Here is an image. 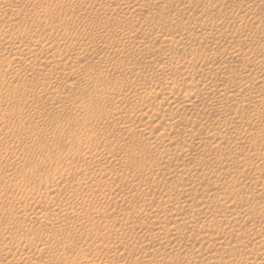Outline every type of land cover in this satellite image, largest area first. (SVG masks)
Wrapping results in <instances>:
<instances>
[{"label": "rangeland", "instance_id": "1", "mask_svg": "<svg viewBox=\"0 0 264 264\" xmlns=\"http://www.w3.org/2000/svg\"><path fill=\"white\" fill-rule=\"evenodd\" d=\"M76 1L77 0L75 1L74 0H0V19L4 20L6 23L8 22L4 28L0 29V32H1L0 35H2L0 36V94H1L0 96L1 98L0 99L1 101L0 103V136L4 134L8 136L7 138H9L3 142L0 138V152L7 151L10 155L14 157H17V156L20 157L22 155L21 153L22 150L24 151V149H27V150L30 149L28 150L29 156H27V158L26 157L24 158V162L22 165V171H23L22 173H24V176L22 175V179H21V176H18V179H16L17 177H14L15 179L12 177L13 181L8 180L7 178L9 177V175L12 174L11 172H13L14 170L13 165H8L4 162L0 163V190H1L0 191V227H1L0 236L2 237L7 234V238L9 237V240L11 239V242L15 241L16 238L17 240L18 239L22 240V238L26 237L24 238L25 240L24 239L22 240L24 241L23 247L25 249L22 247L23 251L20 250L17 253V255L15 254L14 256L13 254L5 253L7 252L6 249L5 251H0V253L1 252L3 253V254L1 253L3 256L0 255V258H1L0 264H9L6 261L9 257L11 258L12 256L13 258L8 260V261H11L10 264L12 263L13 264L14 263L16 264H32V263L33 264H77V262H79L78 264H83V263L84 264L86 263L87 264H121L122 262L124 264H203V263L204 264H230V263L239 264L240 262L239 260L242 257H244L243 254H244L245 248H238V249L232 248L233 252L230 251L231 249L230 246L232 245V241L234 242V240L236 239L237 240L240 239V241H243V240H246L247 237L254 238V236L257 238L263 236L264 238V222H263L264 221L263 219L264 218V207H263L264 206V195H263L264 194L263 193L264 192L263 190L264 189L263 187L264 186V180H263L264 179V166H263L264 165V158H263L264 157V117L262 116L264 112L263 113L260 112L262 109L261 107L258 110V113H256L257 111L255 110V114H254V111H253L251 113L252 117L250 116V118L252 119V122H251V119L248 116H247L248 118L247 119L245 116V110L248 107L244 105L245 107L243 108L242 106L243 104H245L244 99L246 101V99L251 98V96L257 95L259 93L258 91L261 90L262 88L260 86L264 85V81L260 83L257 82V85H256L255 82H251L249 78L245 75V74L248 75L249 74L248 72L250 71H251L250 72L251 74L256 75L257 71L260 72L264 69L263 68L264 67V45L261 43L262 41H264V37H263L264 36V26L262 25V21L264 22V3H263L264 0H262L263 2L261 0H254L253 3L249 5V7H247L251 9V12H253L251 14L254 16L252 15H250L251 17L249 16L250 18L253 17V20L252 19L248 20L249 23H247L248 25L246 26L248 30H246L245 28L246 31L243 32L245 34H243L242 36L241 35L239 36L236 33L237 31L236 25L239 19L238 16L240 14V10H242L243 7L239 9L238 7H235L233 11H229L227 3H222L220 1L219 2L221 3V5L219 2H217V5L214 4V2L211 3V0H209L210 2H208V0L206 1L205 0H172V1L169 0L172 4L168 0H163V1L159 0L160 3L158 0H153V1L152 0L151 1L150 0H135V1L129 0L130 2L129 5L116 4L118 1L122 2V1H128V0H122V1L121 0H118V1L110 0V2L109 0H81V3H79L80 1H77V2ZM132 1L138 2L137 3L138 6L134 8L131 4ZM228 3L230 2L228 1ZM70 4L72 7L70 6ZM223 4L224 5L226 4V6H224ZM182 5L189 6L190 8L196 7V9L199 10L200 15L202 14L201 18L203 20L200 23L204 25L201 26L199 23L195 25L194 23L196 22L193 17H192L193 19H191V15H189V17L183 16L182 17L183 19H181V17H177L175 11L178 9V6H182ZM125 6H131L133 9L131 7L126 8ZM176 6L177 8H175ZM121 7H123L124 9ZM144 8H147V9L145 10ZM174 8H175V11L172 12L171 10H173ZM141 10H144V11L142 12ZM225 11L229 15L225 14L226 13ZM256 11L258 12L256 13ZM83 12L85 13L82 14ZM174 13L176 16L174 15ZM169 16L170 18H168ZM204 16L206 17L208 16L207 17L208 19L205 18ZM209 16L211 17V19H209ZM212 17L213 18L216 17L217 20L216 18L213 19ZM172 18H176V19L172 20ZM179 18L182 20V22H180ZM168 20L169 21L172 20V21L167 23ZM208 20H212L214 22L212 23L211 21H208ZM222 20H224L223 21L225 22L224 24ZM42 21L49 22L51 24L50 28L49 27L47 29L43 28L41 26ZM175 21L180 22L181 25L178 24L177 26L176 25L177 22L175 23ZM219 21L221 22V25ZM65 23L72 29L69 32H67L68 34L65 33L66 35L62 33V31L60 30L62 25ZM165 23L168 25H165ZM187 23H190V24H187ZM233 23H235V25ZM228 24L230 28L227 26ZM198 25H200V27ZM232 25L235 27H233ZM190 26L192 27L190 28ZM226 26L228 29L225 28ZM231 27H233V29ZM109 28H114L116 30L115 32H113L115 36L113 35V33L111 35L110 31L109 32L107 31ZM175 28H177V30ZM96 33L98 35H96ZM233 34L235 35L233 36ZM180 36L189 37L190 40L193 38L194 40L193 39L191 41L188 40L189 42L181 44V42L179 41ZM165 37L166 39H164ZM162 38L165 41H163ZM2 39L4 40L2 41ZM176 39H179L177 41H179L180 43H178ZM237 39L239 40L237 41ZM161 40L163 42H161ZM167 40L169 43L167 42ZM171 40L173 43L171 42ZM198 40H200V42ZM201 40L203 41V43L201 42ZM193 41H197V42L194 43ZM204 41L205 42L207 41V43H205ZM175 42H177V44ZM228 43L230 44L228 45ZM188 44H190V47L186 48L185 45L189 46ZM206 44L207 45L209 44L210 50L208 49ZM232 44L233 45L235 44V46L233 47ZM212 45H214V48L212 47ZM219 45L222 46L223 48L220 47ZM259 45H261V48L259 47ZM184 47L186 49H184ZM227 47H232V48L228 49ZM204 49L206 50L204 51ZM28 50H32L36 55L38 54L36 58L34 57L31 59L25 56L24 53ZM225 52H227L228 54ZM66 55L72 56V57L74 56L75 60L73 62V65L71 64L70 67L69 66L65 67L62 64L61 60H63V58ZM14 56L15 58L18 56L21 59V60L16 59L17 61H20L18 62V64H15L14 62L15 58L13 59ZM238 58H241V59H238ZM152 60L154 61L153 62L154 64L152 63ZM197 61L202 63V65H200ZM236 61L237 62L239 61L240 64L237 63ZM24 62H28L29 64L24 63ZM169 62L175 65L174 67L171 68V70L173 71L174 68H176L175 69L176 71H173L171 73V72H168L169 69L166 70L165 66ZM242 62L244 63V65ZM19 63L21 64L19 65ZM203 63L205 64L207 63V64L204 65ZM246 63H249V65L247 66ZM24 66L27 68H24ZM214 66L216 68H214ZM240 66H243L242 69ZM72 68H73V71H72ZM208 68H213V69L208 70ZM206 70L207 72L210 71L211 73L210 72L207 73ZM243 74L245 76H243ZM185 75H188V76H185ZM221 75H224V76H221ZM168 76L172 79L168 78ZM58 77L59 79H57ZM245 77L248 78L249 83L246 82L247 80ZM242 78L243 80H241ZM232 81H240V82L243 81L242 83L244 84L242 86H246V87L232 89V84H233ZM112 83H118L120 86H123V89L125 90V92L127 91L126 94L128 96L126 95L125 98L121 100L120 99L117 100V97L110 98V97L105 96V92H104L105 88ZM247 83L248 85H246ZM252 83H254L253 86L249 85ZM183 86L185 87V89ZM24 87H25V91L23 89ZM239 89L241 90L239 91ZM263 90H264V87H263ZM223 91L224 92L227 91L226 94H224ZM236 91L238 92L236 93ZM229 92L231 94L236 93L235 94L236 98L241 97L242 95V98L241 99L237 98L239 101L236 98L233 99V102L235 100L236 104L233 102L231 103L230 101L228 102L227 100V105H226L225 97L229 94ZM2 93L6 96L8 95L7 99L4 100V98L2 97L4 95ZM220 93L222 94L220 95ZM140 96L144 97L146 101L142 104L141 103L136 104V98ZM220 98L222 101L224 99L225 102L222 103ZM126 99L128 100L126 101ZM9 102H12V103L15 102V103L13 104L10 103L12 105H9ZM113 102L114 103L117 102V105H115L116 103L113 104ZM238 102H241V103L239 104ZM217 105H220V106H217ZM120 107H123V109ZM241 107L244 110L243 117L245 118L240 116V114L243 115V113H241L243 111L241 110ZM117 108H120V109H117ZM231 108L232 110L234 109L235 111H233V113L231 111V114H230ZM235 108H238L239 111ZM111 112L114 115H112ZM159 114L163 115V117L161 118ZM257 114L259 116H257ZM236 115H238V117ZM80 117L82 118L81 120H80ZM142 122L147 123L148 126L146 127V129L147 131L151 130L150 133L149 132L147 133L146 129L145 131L141 132L140 124H142ZM259 123L260 125H258ZM221 130L223 131V133L221 132ZM227 130L229 131V133H226ZM206 131L207 132L210 131V132L206 133ZM129 132H131L132 135ZM21 134L24 135L25 140L22 142L21 141L19 142L17 138H19ZM156 134L158 135L156 136ZM160 134H164V135H160ZM205 134L215 135L213 136L215 140L214 139L212 140L214 143L212 141L209 143L203 141V137L205 136ZM65 136L67 137L69 141L66 139ZM54 137L62 138V141L66 140L67 142L64 141L62 143H59L58 145L51 143V139ZM113 137L114 139H112ZM137 137L140 141H138ZM140 137L141 138L143 137L144 139L143 138L141 139ZM160 137H161V140H160ZM175 137H177V139ZM239 137H244L246 138V140H249L251 142V143L248 142L249 144H252L253 142L254 143L252 144V146L248 144L246 146H242L241 148V145L237 144V142L239 141ZM12 138L14 139L12 140ZM106 139L108 142L109 141L110 142L107 143ZM41 140L44 142H42ZM80 141L83 143H81ZM168 141L171 144L172 143L173 144L171 145ZM29 143L30 145H28ZM33 143L41 144L44 147H47V145L49 146L50 144L51 146H49L47 149H50V150H53L59 153L61 157L59 159L55 156H51L48 158L44 156L45 152L40 153L35 149H34V152H32ZM45 143H46V146H45ZM85 143H87V146L86 145H84L83 147L80 146V144H85ZM166 143L167 144L169 143L171 146H169V144L167 145ZM79 146H80V149L82 150L86 149L83 151L81 150L82 152H85V151L89 152L88 150H90L91 154L93 153V158L95 159L97 157L95 162L91 158H84V159L83 157L81 158L79 156L81 153L79 155L75 154L73 150L77 153L78 151H80L79 149L77 151V148H79ZM219 146H220V149H219ZM183 149H185V151ZM135 150H137L138 152ZM110 151L112 152V154ZM101 152H103L104 154ZM61 153H63L64 155ZM94 153H96V157H94L95 156ZM62 155L64 157H62ZM75 156H77L78 158ZM210 156L212 159L210 158ZM235 157H237V159ZM83 160L84 162H82ZM67 161H69L68 163H70L71 165L73 164V165L70 167V164L68 165ZM88 161L91 163H89ZM215 161L216 162L218 161V162L216 163ZM124 162L126 165L123 164ZM259 162L261 163V166ZM84 164L85 165L90 164V166L92 167H95L94 164L96 165L100 164V166L101 167L103 166L102 168L107 172H105L102 169V171L104 172L101 171V174L100 172H97L96 175H94L95 177H93L92 179L88 178L89 180L88 179L84 180V178L81 179V177L78 178V179H81L80 181L83 182L84 184H86L87 182L88 183L86 185L83 184L84 187L81 186L84 188V190L80 192L81 194L80 193L78 194L79 195L78 198H77V195H75L76 198L74 199L70 198L71 193L69 190L70 188L69 185L72 183V181L78 180L77 177H79L76 174L77 171L75 172V170H77L78 168H80V166H83ZM128 164L129 165L131 164L130 165L131 167ZM252 164H253V167H252ZM75 165H77L78 167ZM123 165L125 166V168H123ZM46 166L55 167L57 169L56 175L58 174L57 178L60 181L59 180H56L55 182L47 181V180L45 181V179H47L46 177L47 175L44 171ZM146 167H148V169ZM144 168L149 173L148 172L144 173V171H146ZM154 168H155V171H154ZM206 170L207 172L205 173ZM254 170L260 171L261 174H258V175H260L261 177L256 176L257 177L256 178V177H253L252 175L249 176V174H251L252 171ZM70 172L71 174L74 173L72 175L73 177L75 175V177L73 178L71 176V178L69 177L70 178L69 179L66 176V179H69V180L65 181L66 180L65 173L69 174ZM209 172L210 173L213 172V173L210 174ZM5 173L9 175H6ZM108 175L113 176V178L115 177L114 180L113 178L111 180H113L115 184L118 183L116 186L115 185L113 186L114 188L113 187L109 188L105 186V182L108 183V181H105V180H109L107 179L109 178ZM37 176L38 178H36ZM28 177L29 178L33 177L32 182L30 180L31 178L29 179ZM176 177L178 180L176 179ZM172 181L173 182L177 181L176 182L177 184L174 183L175 184L174 185ZM163 182H164V185H163ZM166 182H169L168 187H167L168 183ZM8 184H11L13 188L15 187L14 189L16 190V191L14 190L16 193L13 191L14 192L13 195L10 194L11 196L8 193L10 197H8V195L4 193L6 191V186ZM136 184H142V188L144 187L142 192L135 193V191L132 190L133 188L137 186ZM28 185L31 187H29ZM44 185H48V186L51 185L52 187L50 186V188H53L51 191L52 194L50 193L47 196V198L49 199L48 201L52 202L53 205L47 209L49 210V212L46 210L45 211L46 213L43 211L42 213L36 214L37 219L35 218L36 221L34 220V222L32 223H34L33 227L41 226L44 229L47 227L49 228L55 227L54 229L56 232L61 231L60 233L57 232L58 236H56V238H49L48 239L49 242L44 241L47 238H45L46 236L44 237V234L42 232L38 231L35 234L33 233L31 234L30 231H28L29 226H28V229L26 228V231H25L24 228L14 226L13 221L10 220L11 219L10 217L12 216L10 214L12 213L15 215L26 214V213L29 214L31 213V211L32 212L34 211L33 205H35L38 202V200L44 199V198L47 199L46 197H43L40 194V190ZM85 186L87 187L85 188ZM223 186H226V188ZM23 187H25V189ZM219 187H223L224 189L223 188L221 189ZM242 187L244 188L243 190H242ZM232 189L233 190L235 189V190L233 191ZM25 190H27V192ZM146 190L147 192L148 191L149 192L147 193ZM92 191H93L94 196L90 195V192ZM259 191H261L260 194H259ZM100 192L102 193L100 194ZM127 192H129L130 194ZM235 192L236 194H234ZM19 193L21 195H19ZM23 193L25 194L27 193L28 195L29 194L31 195V196L30 195L28 196L26 194V196L29 197V199H27L28 200L27 202L30 201L28 203L30 207L28 206L24 210H22L23 208L20 206L22 204H19L17 202V199L19 197L16 196V195H19L22 198V195H25ZM2 194H4L2 196L3 198H1ZM114 194H117V197H115L116 200L112 198L115 196ZM255 194L257 197L255 196ZM14 195L16 198L17 197L18 198L16 199L12 197ZM80 195H81V198H80ZM221 197H224V198H221ZM13 198L15 199V201L13 200ZM18 200H20V198ZM67 200L71 204H74V205L69 204L70 207L64 208L63 205L65 202H67ZM180 201H181V204H180ZM169 203H170V206L166 205ZM96 204H97V207H96ZM175 204L177 208L176 207L174 208ZM203 204L206 206H204ZM215 204L217 205V207ZM243 204L247 205V206L245 205L248 208L245 210L247 211V213H245V211L242 212V210L245 208ZM94 206L96 208H94ZM138 206L139 207L142 206V207L138 208ZM163 206H166V207L162 208ZM195 206L198 211L196 210ZM55 207H57L58 209L56 208V210H53L55 209ZM78 207H81V208H78ZM187 207L188 209H186ZM182 208H183V211H182ZM190 208L192 210L193 208H195L194 209L195 211L193 210L194 212H192V214L194 215V216L192 215L191 217L192 222L187 223L186 225L183 223L179 224L180 222L177 220L178 216L180 215L183 216V214L185 215V213H187L188 210H190ZM17 209H20L22 213L20 210H17ZM79 209H80V213L78 211ZM249 209H252V211ZM75 210L77 211L75 212ZM157 210L159 212L162 211L163 215L162 213L154 212ZM171 212L175 214L176 221H174L175 216L172 217V215H170L172 214ZM181 212H183V214H181ZM195 212L197 213L199 212L200 214L201 213L202 214L201 215L196 214ZM83 213L85 214L83 215ZM154 213L155 215L158 214L156 217L157 219H155V217L152 215ZM41 214H44V215L41 216ZM39 215L41 216L40 219L38 217ZM199 215L202 216V218L205 215L214 217L213 218L215 219L214 227L219 224V221L221 219H226L227 221L229 220L228 221L229 224L227 223L224 230H223L224 226L220 224L219 226L215 227V229L217 228L218 231L217 229L216 230L213 229V232L209 233L207 229L209 228L210 223L209 222H208L209 224L207 223V219H204V218L201 219ZM251 215L252 216L255 215V216L252 218ZM259 215H260V218L262 219L260 222L257 220L258 218L257 219L255 218L256 216L258 217ZM250 217L252 218V220ZM171 218L173 219V221ZM217 219H220V220L216 222ZM7 222H8V225H7ZM247 224L248 225L250 224L252 227H254V224H255V227L253 228V233L250 235V237L249 235H246V232H244L246 227L247 228L251 227V226H247ZM7 226H9V229ZM127 226H129L130 228ZM152 226L155 228H153ZM170 228H172L171 231H170ZM21 229L23 230V232ZM240 229L242 232L240 231ZM184 231L187 233H185ZM203 231L206 235L202 233ZM173 233H175L176 236L178 237L175 238L174 236H172ZM167 234H169L171 237H174L175 239L171 238ZM10 235H11V238H10ZM203 235H205L206 237ZM225 235L226 236L228 235V236L226 237ZM57 237H58V240L60 241L57 240ZM161 237L162 238L164 237L165 239L164 238L162 239ZM201 237L204 239L202 240ZM229 238H230V241H229L230 243L228 242ZM167 239L169 240V242L170 241L172 242L169 243ZM29 240L31 242H29ZM166 241L168 242V246L166 245L167 244ZM225 241H227V243H225ZM54 242L56 245L54 244ZM214 243L216 244L214 245ZM101 244H105L106 246L108 245L109 251L101 250L100 252L98 250L99 249L98 247H100ZM178 244L181 246H179ZM199 244L201 245V247ZM58 245H60L61 248L60 246L58 247ZM226 245H228V247L230 248L226 247ZM114 246L116 247L114 248ZM263 246L264 245H257V249L256 247L253 248L249 246L251 247L249 249L250 253L248 254L250 256L248 257L247 255H245L247 257L246 261H248L247 262L248 264L250 261L254 262L255 260L257 261L259 260L262 264L264 263V257H263L264 247ZM223 248H224V251H223ZM60 249H63V250L60 251ZM80 249H82V251H80ZM172 249L173 251H171ZM226 249L227 251H229L228 253L226 251L227 254L225 253ZM94 250H96L97 253L100 252L98 253V256L95 255L97 253ZM207 250L209 253L213 251L214 253H217L218 251L217 254L220 253L219 255H221V253L224 252L222 254L223 257L218 256V259L217 258L216 260L213 259V261L211 258H208V257H207L208 259H206V255H207L206 253H208L206 252ZM251 250H253V252ZM21 252L24 254L20 255L22 254ZM27 252H29L30 256L28 255ZM78 252H83L84 254L86 253L85 254L86 255L85 261L87 260L86 262L83 261L84 257L79 258V256H76ZM251 252L253 254H251ZM71 253H72V256H71ZM6 255H8V257L4 258L6 257ZM22 256L24 257L22 258ZM135 256H138V257L140 256V258H135ZM17 257H19L20 260ZM254 257H257V259L256 258L254 259ZM260 258H262L263 262L262 260H260ZM14 259L15 261L18 259V261L15 262ZM129 259L131 261H129ZM27 260H28V263H27ZM228 260L230 261V263ZM252 264H255V263H252Z\"/></svg>", "mask_w": 264, "mask_h": 264}, {"label": "bare ground", "instance_id": "2", "mask_svg": "<svg viewBox=\"0 0 264 264\" xmlns=\"http://www.w3.org/2000/svg\"><path fill=\"white\" fill-rule=\"evenodd\" d=\"M75 1V0H74ZM77 1H80L79 3H81V0H77ZM76 1V2H77ZM116 1V0H115ZM118 1V0H117ZM122 1V0H121ZM131 1V0H130ZM135 1V0H134ZM134 1H132V6L135 8V7H137L138 6V2H134ZM151 1V0H150ZM153 1V0H152ZM159 1V0H158ZM163 1V0H162ZM169 1V0H168ZM172 1V0H171ZM206 1V0H205ZM215 1H216V3H215ZM222 2V3H227V6H228V8H229V11H233V9L235 8V7H238V9L239 8H241V7H243V9L242 10H240V14H239V19H238V22L237 21H235V22H237V25H236V28H237V31H236V33L240 36H242L243 34H245V33H243L244 31H246V30H248L247 28H246V26L248 25L247 23H249L248 22V20L250 19H252L253 20V17L252 18H250L251 16L250 15H252L251 13H253V12H251V9H249V8H247V7H249V5H251L252 3H253V1L254 0H211V3L212 2H214V4H216L217 5V2ZM228 1L231 3H228ZM262 1V0H261ZM17 2V1H16ZM53 2V1H52ZM71 2V1H70ZM109 2H110V0H109ZM156 2V1H155ZM165 2V1H164ZM167 2V1H166ZM170 2V1H169ZM175 2V1H174ZM185 2V1H184ZM198 2V1H197ZM196 2V3H197ZM208 2H210L209 0H208ZM207 2V3H208ZM219 2V3H220ZM263 2V1H262ZM129 0L128 1H122V2H117L116 4H118V5H129ZM141 3V2H140ZM159 3H160V1H159ZM171 3V2H170ZM200 3V2H199ZM256 3V2H255ZM264 3V2H263ZM57 4V3H56ZM67 4V3H66ZM76 4V3H75ZM151 4V3H150ZM154 4V3H153ZM172 4V3H171ZM209 4V3H208ZM259 4V3H258ZM53 5V4H52ZM81 5V4H80ZM220 5H221V3H220ZM224 5V4H223ZM5 6V5H4ZM55 6V5H54ZM70 6H71V4H70ZM79 6V5H78ZM110 6H112V5H110ZM116 6V5H115ZM147 6V5H146ZM145 6V7H146ZM163 6V5H162ZM224 6H226V4L224 5ZM23 7V6H22ZM21 7V8H22ZM72 7V6H71ZM118 7V6H117ZM126 8L127 7H131V6H125ZM164 7V6H163ZM169 7V6H168ZM204 7H206V6H204ZM215 7V6H214ZM258 7V6H257ZM115 8V7H114ZM119 8V7H118ZM121 8H123V7H121ZM132 8V7H131ZM149 8H151V7H149ZM175 8H177V6L175 7ZM175 8L173 9V10H171L172 12L173 11H175ZM227 8V7H226ZM225 8V9H226ZM256 8V7H255ZM23 9V8H22ZM113 9V8H112ZM124 9V8H123ZM133 9V8H132ZM145 10L147 9V8H144ZM200 9V8H199ZM202 9V8H201ZM212 9V8H211ZM222 9V8H221ZM26 10V9H25ZM136 10V9H135ZM257 10V9H256ZM31 11V10H30ZM142 12L144 11V10H141ZM165 11V10H164ZM163 11V12H164ZM203 11V10H202ZM220 11V10H219ZM167 12V11H166ZM176 12V15H177V17H181V19H183L182 17L184 16H188L189 17V15H191V19H193L194 18V20H195V22L196 23H194L195 25L196 24H200L201 26L202 25H204V24H202V23H200L203 19L201 18V16H202V14L200 15V13H199V10L198 9H196V7L195 8H190L189 6H186V5H182V6H178V9L175 11ZM201 12V11H200ZM208 12V11H207ZM211 12V11H210ZM226 12V11H225ZM236 12H238V11H236ZM258 11H256V13H257ZM85 12H83L82 14H84ZM139 13V12H138ZM165 13V12H164ZM198 13H199V15H198ZM214 13V12H213ZM81 14V13H80ZM79 14V15H80ZM143 14V13H142ZM147 14V13H146ZM173 14V13H172ZM217 14V13H216ZM225 14H227V12L225 13ZM231 14H233V13H231ZM230 14V15H231ZM237 14V15H238ZM255 14V13H254ZM168 15V14H167ZM174 15H175V13H174ZM175 15V16H176ZM211 15H213V14H211ZM227 15H229V14H227ZM139 16V15H138ZM146 16V15H145ZM171 16V15H170ZM170 16L168 17V18H170ZM215 16H217V15H215ZM235 16V15H234ZM250 16V17H249ZM252 16H254V15H252ZM76 17V16H75ZM174 17V16H173ZM187 17V18H188ZM193 17V18H192ZM205 18H207L206 16H204ZM229 17V16H228ZM260 17V16H259ZM204 18V19H205ZM213 18V17H212ZM216 18V17H215ZM215 18H213V19H215ZM255 18V17H254ZM167 19V18H166ZM173 19H176V18H172V20ZM180 19V18H179ZM179 19H178V21H179ZM180 19V22H182V20ZM186 19V18H185ZM190 19V18H189ZM208 19V18H207ZM209 19H211V17L209 16ZM223 19V18H222ZM43 20V19H42ZM162 20V19H161ZM171 20V21H172ZM206 20V19H205ZM204 20V21H205ZM216 20H217V18H216ZM215 20V21H216ZM225 20V19H224ZM224 20H222V22L224 21ZM232 20V19H231ZM163 21V20H162ZM171 21H169L168 20V22L167 23H169V22H171ZM207 21V20H206ZM205 21V22H206ZM208 21H211L212 23L214 22V21H212V20H208ZM221 21V20H220ZM219 21V22H220ZM177 21H175V23H176ZM180 22H177L176 23V25L178 26V24H180ZM217 22V21H216ZM251 22V21H250ZM256 22H257V20H256ZM8 23V22H7ZM7 23L4 21V20H2V19H0V29H2V28H4L6 25H7ZM12 23V22H11ZM10 23V24H11ZM64 23V22H63ZM67 23V22H66ZM66 23L65 24H63L62 25V27H61V31H62V33H67V32H69L70 30H72L68 25H66ZM193 23V22H192ZM207 23V22H206ZM225 22H223V24H224ZM253 23V22H252ZM156 24H157V22H156ZM185 24H186V22H185ZM187 24H190V23H187ZM234 25H235V23H233ZM70 25H71V23H70ZM118 25V24H117ZM165 25H168V24H166L165 23ZM170 25H171V23H170ZM169 25V26H170ZM181 25V24H180ZM200 25H198L199 27H200ZM220 25H221V22H220ZM226 25V24H225ZM262 25L264 26V22L262 21ZM9 26V25H8ZM41 26L43 27V28H50V26H51V24L49 23V22H47V21H42L41 22ZM53 26V25H52ZM112 26H113V24H112ZM157 26V25H156ZM162 26V25H161ZM194 26V25H193ZM219 26V25H218ZM223 26V25H222ZM228 27H229V24L227 25ZM227 26L225 27V28H227ZM231 26V25H230ZM233 26V25H232ZM12 27V26H11ZM160 27V26H159ZM188 27H189V25H188ZM192 26H190V28H191ZM196 27V26H195ZM212 27V26H211ZM216 27V26H215ZM233 27H235V26H233ZM233 27H231L232 29H233ZM255 27H257V26H255ZM262 27V26H261ZM6 28H8V27H6ZM166 28H168V27H166ZM186 28V27H185ZM194 28V27H193ZM204 28V27H203ZM221 28H223V27H221ZM230 28V27H229ZM245 28H246V30H245ZM251 28V27H250ZM249 28V29H250ZM171 29V28H170ZM176 30H177V28H175ZM197 29V28H196ZM199 29V28H198ZM228 29V28H227ZM262 29V28H261ZM6 30V29H5ZM44 30V29H43ZM52 30V29H51ZM218 30V29H217ZM223 30H225V29H223ZM47 31V30H46ZM108 32L110 31V33H111V35H112V33L113 32H115L116 30L114 29V28H109L108 30H107ZM187 31V30H186ZM51 32V31H50ZM184 32V31H183ZM182 32V33H183ZM217 32V31H216ZM1 33V32H0ZM55 33V32H54ZM186 33V32H185ZM205 33V32H204ZM223 33V32H222ZM68 34V33H67ZM95 34V33H94ZM184 34V33H183ZM217 34V33H216ZM230 34V33H229ZM248 34V33H247ZM28 35H29V33H28ZM66 35V34H65ZM93 35V34H92ZM96 35H98L97 33H96ZM113 35H114V33H113ZM166 35H168V34H166ZM198 35V34H197ZM208 35V34H207ZM222 35V34H221ZM235 34H233V36H234ZM262 35V34H261ZM0 36H2V35H0ZM115 36V35H114ZM191 36V35H190ZM246 36V35H245ZM263 36V35H262ZM29 37V36H28ZM27 37V38H28ZM31 37V36H30ZM63 37V36H62ZM96 37V36H95ZM149 37V36H148ZM198 37V36H197ZM204 37V36H203ZM219 37V36H218ZM238 37V36H237ZM264 37V36H263ZM60 38V37H59ZM170 38V37H169ZM169 38H167V39H169ZM179 38V37H178ZM164 39H166V37L164 38ZM163 38H162V40L163 41H165ZM173 39H174V37H173ZM172 39V40H173ZM193 39V38H192ZM191 39V40H192ZM220 39V38H219ZM223 39V38H222ZM235 39V38H234ZM4 39H2V41H3ZM8 40V39H7ZM149 40V39H148ZM161 40V42H163ZM172 40H171V42H172ZM177 40H179V39H176V41ZM188 40H190L189 39V37H183V36H180V42H181V44H184V43H187V42H189ZM190 40V41H191ZM194 40V39H193ZM230 40V39H229ZM232 40H233V38H232ZM239 39H237V41H238ZM263 40V39H262ZM31 41V40H30ZM36 41V40H35ZM170 41V40H169ZM179 41H177L178 43H180ZM199 42H200V40H198ZM241 41V40H240ZM258 41V40H257ZM12 42V41H11ZM75 42V41H74ZM140 42V41H139ZM142 42V41H141ZM167 42H168V40H167ZM166 42V43H167ZM170 42V43H171ZM177 42H175L176 44H177ZM194 43L195 42H197V41H193ZM201 42L203 43V41L201 40ZM205 42V41H204ZM230 42V41H229ZM232 42V41H231ZM234 42H235V40H234ZM233 42V43H234ZM30 43V42H29ZM169 43V42H168ZM173 43V42H172ZM191 43V42H190ZM193 43V44H194ZM205 43H207V41L205 42ZM240 43V42H239ZM263 45H264V41H262L261 42ZM260 43V44H261ZM31 44V43H30ZM141 44V43H140ZM211 44V43H210ZM230 43H228V45H229ZM250 44V43H249ZM2 45V44H1ZM180 45V44H179ZM189 46H186L185 45V47L187 48V47H190V44H188ZM201 45V44H200ZM199 45V46H200ZM207 45V44H206ZM227 45V46H228ZM262 45V46H263ZM182 46V45H181ZM191 46H193V45H191ZM220 46V45H219ZM232 46L234 47L235 46V44L233 45L232 44ZM79 47V46H78ZM184 47V49H186ZM198 47V46H197ZM207 47H208V49L210 50V46H209V44L207 45ZM212 47L214 48V45H212ZM220 47H222V46H220ZM249 47V46H248ZM258 47V46H257ZM259 47L261 48V45H259ZM179 48V47H178ZM181 48V47H180ZM183 48V47H182ZM195 48V47H194ZM206 48V47H205ZM216 48V47H215ZM223 48V47H222ZM228 49H231L232 47H227ZM241 48V47H240ZM253 49V48H252ZM255 49V48H254ZM258 49V48H257ZM256 49V50H257ZM206 49H204V51H205ZM250 50V49H249ZM230 51V50H229ZM262 51V50H261ZM36 52V51H35ZM231 52V51H230ZM234 52V51H233ZM244 52V51H243ZM263 52V51H262ZM225 53H227V52H225ZM203 54V53H202ZM209 54V53H208ZM211 54H212V52H211ZM228 54V53H227ZM235 54V53H234ZM24 55L25 56H27V57H29V58H36V56L38 55H36L32 50H28V51H26L25 53H24ZM207 55V54H206ZM205 55V56H206ZM233 55V54H232ZM243 55H245V54H243ZM203 56V55H202ZM231 56V55H230ZM18 57V56H17ZM15 58V56L13 57V59L15 58V60H14V62H15V64H18V62H20V61H17L16 59H20L19 57L18 58ZM200 57V56H199ZM233 57V56H232ZM215 58V57H214ZM200 59V58H199ZM198 59V60H199ZM204 59V58H203ZM220 59V58H219ZM238 59H241V58H238ZM242 59H243V57H242ZM21 60V59H20ZM27 60V59H26ZM25 60V61H26ZM74 56L72 57V56H65L64 58H63V60H61L62 61V64L66 67V66H69L70 67V65L72 64L73 65V62H74ZM206 60V59H205ZM212 60V59H211ZM221 60V59H220ZM225 60V59H224ZM233 60V59H232ZM236 60V59H235ZM251 60V59H250ZM35 61V60H34ZM78 61V60H77ZM228 61V60H227ZM241 61H243V60H241ZM245 61V60H244ZM247 61V60H246ZM13 62V61H12ZM13 62V63H14ZM21 62H23V61H21ZM29 62H31V61H29ZM36 62V61H35ZM154 61L152 60V63H153ZM173 62V61H172ZM195 62V61H194ZM200 65H202V63H200L199 61H197ZM196 62V63H197ZM222 62V61H221ZM237 62V61H236ZM249 62V61H248ZM256 62H257V60H256ZM24 63H28V62H24ZM235 63V62H234ZM233 63V64H234ZM237 63H239V61L237 62ZM243 63V62H242ZM262 63V62H261ZM260 63V64H261ZM21 63H19V65H20ZM29 64V63H28ZM149 64H151V63H149ZM154 64V63H153ZM195 64V63H194ZM204 65H206L205 63H203ZM221 64V63H220ZM225 64V63H224ZM240 64V63H239ZM247 64V66L249 65V63H246ZM252 64V63H251ZM27 65V64H26ZM148 65V64H147ZM222 65V64H221ZM243 65H244V63H243ZM28 66V65H27ZM149 66V65H148ZM152 66V65H151ZM154 66V65H153ZM175 65L173 64V63H171V62H169L166 66H165V68H166V70H171V68L172 67H174ZM208 66V65H207ZM230 66V65H229ZM233 66H235V65H233ZM237 66V65H236ZM239 66V65H238ZM22 67V66H21ZM20 67V68H21ZM64 67V68H65ZM200 67V66H199ZM218 67H220V66H218ZM224 67V66H223ZM241 67V69H242V67L243 66H240ZM24 68H27V67H25L24 66ZM23 68V69H24ZM157 68V67H156ZM164 68V69H165ZM207 68V67H206ZM214 68H216L215 66H214ZM257 68V67H256ZM255 68V69H256ZM264 68V67H263ZM262 68V69H263ZM176 68H174V70L173 71H176L175 70ZM204 69V68H203ZM211 69H213V68H208V70H211ZM247 69V68H246ZM245 69V70H246ZM254 69V70H255ZM20 70V69H19ZM168 70V72H173L172 70L171 71H169ZM218 70V69H217ZM244 70V71H245ZM264 70V69H263ZM254 71V72H256V75L255 74H251L250 72H248L249 74H251V75H247V74H245L248 78H249V80L251 81V82H255L256 83V85H257V82H262V81H264V71ZM72 71H73V68H72ZM151 71V70H150ZM184 71H186V70H184ZM214 71V70H213ZM233 71V70H232ZM203 72V71H202ZM206 72H207V70H206ZM208 72H210V71H208ZM207 72V73H208ZM216 72V71H215ZM167 73V72H166ZM183 73V72H182ZM211 73V72H210ZM214 73V72H213ZM149 74V73H148ZM151 74V73H150ZM168 74V73H167ZM188 74V73H187ZM190 74V73H189ZM216 74V73H215ZM237 74V73H236ZM152 75V74H151ZM165 75V74H164ZM184 75V74H183ZM207 75V74H206ZM228 75V74H227ZM244 74H243V76H245ZM185 76H188V75H185ZM191 76V75H190ZM221 76H224V75H221ZM192 77V76H191ZM190 77V78H191ZM228 77V76H227ZM232 77V76H231ZM238 77V76H237ZM241 77V76H240ZM247 77H245L246 78V82H248L249 80H248V78ZM77 78V77H76ZM167 78V77H166ZM168 78H170L169 76H168ZM184 78V77H183ZM186 78V77H185ZM188 78V77H187ZM206 78V77H205ZM221 78H223V77H221ZM220 78V79H221ZM230 78V77H229ZM235 78V77H234ZM57 79H59V77L57 78ZM160 79V78H159ZM170 79H172V78H170ZM227 79V78H226ZM239 79V78H238ZM206 80V79H205ZM241 80H243V78L241 79ZM115 81V80H114ZM117 81V80H116ZM120 81V80H119ZM157 81V80H156ZM167 81V80H166ZM169 81V80H168ZM175 81V80H174ZM227 81H229V80H227ZM74 82V81H73ZM121 82V81H120ZM243 82V81H242ZM242 82H240V81H232V89H235V88H241V87H246V86H242L244 83H242ZM51 83V82H50ZM180 83V82H179ZM187 83V82H186ZM211 83V82H210ZM209 83V84H210ZM249 83V82H248ZM248 83L246 84V85H248ZM258 83V84H259ZM183 84H184V82H183ZM191 84V83H190ZM262 84V83H261ZM260 84V85H261ZM108 85V84H107ZM123 85V84H122ZM161 85V84H160ZM186 85V84H185ZM193 85V84H192ZM249 85H254V83H252V84H249ZM255 85V86H256ZM165 86V85H164ZM254 86V87H255ZM30 87V86H29ZM184 87V86H183ZM260 87H262L261 88V90H259L258 92V94L257 95H253V96H251V98H249V99H246V101H245V99H244V102H245V104H243L242 106H243V108L245 107L244 105H246L248 108L245 110V116H246V118H247V116L250 118V116H251V113L254 111V114H255V110L257 111L256 113H258V110L260 109V107L262 108L261 109V111L260 112H264V90H263V87H264V85L262 86H260ZM171 88V87H170ZM176 88V87H175ZM229 88H231V87H229ZM24 89V91H25V87L23 88ZM27 89V88H26ZM184 89H185V87H184ZM195 89V88H194ZM29 90V89H28ZM30 90H31V88H30ZM171 90V89H170ZM174 90V89H173ZM182 90V89H181ZM241 89H239V91H240ZM243 90V89H242ZM235 91V90H234ZM249 91H250V89H249ZM105 96H107V97H110V98H114V97H117V100L118 99H123V98H125V96L127 95L126 94V92H125V90L123 89V86H120L118 83H112V84H110V85H108L106 88H105ZM220 92V91H219ZM224 92V91H223ZM222 92V93H223ZM227 92V91H226ZM226 92H224V94H226ZM230 92H232V91H230ZM229 92V94L225 97L226 98V102L224 101V99H223V101L221 100V98H220V100H221V102L223 103V102H225L226 103V105H227V100H228V102L230 101L231 103L233 102V99H235L236 98V96H235V94L238 92V91H236V93H234V94H231ZM242 92V91H241ZM222 93H220V95L222 94ZM3 94V93H2ZM240 94V93H239ZM4 95V94H3ZM250 95V94H249ZM0 96H1V94H0ZM128 96V95H127ZM239 96V95H238ZM3 98H4V100L5 99H7V97H8V95L6 96V95H4V96H2ZM131 97V96H130ZM129 97V98H130ZM2 98V99H3ZM147 98V97H146ZM223 98V97H222ZM238 99L240 98H242V95H241V97H237ZM236 98V99H237ZM1 99V98H0ZM215 99V98H214ZM237 99V100H238ZM8 100H10V99H8ZM116 100V101H117ZM128 99H126V101H127ZM133 100V99H132ZM148 100V99H147ZM219 100V99H218ZM219 100V101H220ZM232 100V101H231ZM123 101V100H122ZM146 101V99L144 98V97H142V96H140V97H137L136 98V104L137 103H144ZM239 101V100H238ZM241 101V100H240ZM109 102V101H108ZM135 102V101H134ZM0 103H1V101H0ZM10 103H12V102H9V105H12L13 103H15V102H13L12 104H10ZM64 103V102H63ZM62 103V104H63ZM72 103V102H71ZM116 103V104H115ZM113 102V104H115V105H117V102ZM129 103V102H128ZM218 103V102H217ZM230 103V104H231ZM233 103H235V100H234V102ZM239 104L241 103V102H238ZM243 103V102H242ZM61 104V105H62ZM107 104V103H106ZM134 104V103H133ZM140 104V105H141ZM219 104H221V103H219ZM229 104V105H230ZM236 104V103H235ZM15 105V104H14ZM66 105V104H65ZM119 105V104H118ZM232 105V104H231ZM230 105V106H231ZM106 106V105H105ZM114 106V105H113ZM127 106V105H126ZM129 106V105H128ZM217 106H220V105H217ZM236 106V105H235ZM238 106H240V105H238ZM13 107V106H12ZM92 107H94V106H92ZM237 107V106H236ZM7 108V107H6ZM110 108V107H109ZM120 108H122L123 109V107H120ZM120 108H117V109H120ZM132 108V107H131ZM134 108V107H133ZM227 108H229V107H227ZM234 108V107H233ZM243 108L241 107V110H243ZM98 109V108H97ZM111 109V108H110ZM128 109V108H127ZM130 109V108H129ZM235 109H237L238 111H239V109L238 108H235ZM96 110V109H95ZM228 110V109H227ZM236 110V111H237ZM104 111V110H103ZM116 111H118V110H116ZM120 111V110H119ZM127 111V110H126ZM125 111V112H126ZM203 111V110H202ZM231 111H232V113H233V111H235L234 109L232 110V108H231V110H230V114H231ZM237 111V112H238ZM97 112V111H96ZM122 112V111H121ZM244 112V110L241 112V113H243ZM102 113V112H101ZM112 113V112H111ZM180 113V112H179ZM235 113V112H234ZM240 113V112H239ZM238 113V114H239ZM104 114V113H103ZM202 114V113H201ZM227 114V113H226ZM253 114V115H254ZM261 114V113H260ZM100 115V114H99ZM105 115V114H104ZM112 115H114L113 113H112ZM160 115V114H159ZM2 116V115H1ZM69 116V115H68ZM101 116V115H100ZM103 116V115H102ZM165 116V115H164ZM234 116V115H233ZM232 116V117H233ZM237 117H238V115H236ZM240 116L241 117H243L244 116V113H243V115H241L240 114ZM257 116H259L258 114H257ZM256 116V117H257ZM261 116V115H260ZM262 116L264 117V114H262ZM3 117V116H2ZM92 117V116H91ZM98 117V116H97ZM160 117L162 118L163 117V115H160ZM229 117V116H228ZM240 117V118H241ZM252 117V116H251ZM99 118V117H98ZM243 118H245V117H243ZM254 118V117H253ZM258 118V117H257ZM82 118L80 117V120H81ZM103 119V118H102ZM106 119V118H105ZM165 119V118H164ZM230 119V118H229ZM242 119V118H241ZM248 119V118H247ZM251 119V118H250ZM77 120V119H76ZM100 120V119H99ZM109 120V119H108ZM257 120V119H256ZM83 121V120H82ZM250 121V120H249ZM263 121V120H262ZM261 121V122H262ZM78 122V121H77ZM146 122H147V120H146ZM146 122H142V124H140V130H141V132H143V131H145V129H146V127L148 126L147 125V123ZM149 122V121H148ZM241 122V121H240ZM251 122H252V119H251ZM80 123V122H79ZM82 123V122H81ZM84 123V122H83ZM101 123V122H100ZM103 123V122H102ZM249 123V122H248ZM77 124V123H76ZM252 124V123H251ZM80 125V124H79ZM78 125V126H79ZM245 125V124H244ZM255 125H257V124H255ZM258 125H260V123L258 124ZM89 126V125H88ZM87 126V127H88ZM91 126H92V124H91ZM214 126V125H213ZM254 126V125H253ZM82 127H84V126H82ZM257 127H259V126H257ZM261 127V126H260ZM214 128V127H213ZM96 129V128H95ZM154 129V128H153ZM138 131H139V129H138ZM146 131H147V129H146ZM151 131V130H150ZM150 131H147V133L149 132L150 133ZM225 131V130H224ZM154 132V131H153ZM210 132V131H209ZM209 132H207L206 131V133H209ZM221 132L223 133V131L221 130ZM62 133V132H61ZM117 133V132H116ZM115 133V134H116ZM120 133V132H119ZM121 133H123V132H121ZM130 134H131V132H129ZM146 133V132H145ZM161 133V132H160ZM226 133H229V131L227 130L226 131ZM232 133V132H231ZM24 134V133H23ZM26 134V133H25ZM135 134V133H134ZM137 134V133H136ZM225 134V133H224ZM239 134V133H238ZM242 134V133H241ZM65 135V134H64ZM132 135V134H131ZM146 135V134H145ZM150 135H152V134H150ZM158 134H156V136H157ZM160 135H164V134H160ZM223 135V134H222ZM58 136V135H57ZM111 136V135H110ZM118 136V135H117ZM140 136V135H139ZM138 136V137H139ZM143 136V135H142ZM148 136V135H147ZM213 136H215V135H212V134H205V136L203 137V141H205V142H211L214 138H213ZM225 136V135H224ZM223 136V137H224ZM8 136H6V135H4V134H2L1 136H0V138H1V140H2V142L3 141H6L7 139H9V138H7ZM11 137V136H10ZM66 137V136H65ZM109 137V136H108ZM138 137H137V139H138ZM144 137V136H143ZM142 137V138H143ZM165 137V136H164ZM232 137V136H231ZM234 137H236V136H234ZM233 137V138H234ZM238 137V136H237ZM130 138H131V136H130ZM136 138V137H135ZM141 138V137H140ZM141 138V139H142ZM145 138H146V136H145ZM152 138V137H151ZM158 138H159V136H158ZM157 138V139H158ZM163 138V137H162ZM176 139H177V137H175ZM14 138H12V140H13ZM18 139V141L20 142H22V141H24L25 140V137H24V135H20L19 136V138H17ZM66 139H67V137H66ZM112 139H114V137L112 138ZM144 139V138H143ZM148 139V138H147ZM156 139V138H155ZM229 139V138H228ZM68 140V139H67ZM88 140V139H87ZM123 140V139H122ZM153 140V139H152ZM160 140H161V137H160ZM172 140V139H171ZM215 140V139H214ZM236 140V139H235ZM27 141H29V140H27ZM42 141V140H41ZM65 142H67L66 140H64ZM64 141H62V138H52L51 139V143H54V144H59V143H62V142H64ZM69 141V140H68ZM106 141H107V139H106ZM133 141V140H132ZM138 141H140L139 139H138ZM146 141H148V140H146ZM177 141V140H176ZM1 142V143H2ZM42 142H44V141H42ZM46 142V141H45ZM81 142V141H80ZM86 142V141H85ZM110 142V141H109ZM108 141H107V143H109ZM120 142V141H119ZM160 142V141H159ZM164 142V141H163ZM169 142V141H168ZM213 142V141H212ZM251 143L249 140H246V138H244V137H239V141L237 142V144H239V145H241V148H242V146H246V145H248L249 143ZM81 143H83V142H81ZM103 143V142H102ZM101 143V144H102ZM137 143V142H136ZM158 143V142H157ZM170 143V142H169ZM168 143V144H169ZM178 143V142H177ZM196 143V142H195ZM198 143V142H197ZM214 143V142H213ZM254 143V142H253ZM252 143V144H253ZM78 144H79V142H78ZM105 144V143H104ZM115 144V143H114ZM133 144V143H132ZM162 144V143H161ZM167 144V143H166ZM167 144V145H168ZM171 144V143H170ZM169 144V146H171ZM235 144V143H234ZM252 144H249V145H251L252 146ZM28 145H30V143L28 144ZM27 145V146H28ZM64 145V144H63ZM65 145H66V143H65ZM69 145V144H68ZM77 145V144H76ZM84 145H86L87 146V143H85V144H80V146H84ZM108 145V144H107ZM110 145V144H109ZM116 145V144H115ZM114 145V146H115ZM123 145V144H122ZM177 145V144H176ZM188 145V144H187ZM206 145V144H205ZM207 145H209V144H207ZM232 145V144H231ZM236 145V144H235ZM26 146V147H27ZM45 146H46V143H45ZM49 146H51L50 144H49ZM48 145H47V147H44V146H42L41 144H37V143H33L32 144V147H33V151L32 152H34V149L35 150H37L38 152H45V157H51V156H55V157H57L58 159L61 157V155L59 154V153H57V152H55V151H53V150H50V149H47L48 147H49ZM70 146V145H69ZM80 146H79V148H77V151H78V149L80 150V151H78L77 153L73 150V149H71V150H73V152L75 153V154H80L79 156L82 158L83 157V159L84 158H91V159H93V161L95 162V160H96V153H94V157H96L95 159L93 158V153L91 154V152H90V150H88L89 152H82L83 150H86V149H80ZM147 146V145H146ZM158 146V145H157ZM156 146V147H157ZM166 146V145H165ZM190 146H192V145H190ZM238 146V145H237ZM53 147V146H52ZM106 147V146H105ZM105 147H103V148H105ZM179 147V146H178ZM197 147H198V145H197ZM199 147H200V145H199ZM225 147V146H224ZM30 148H31V146H30ZM73 148V147H72ZM99 148V147H98ZM137 148V147H136ZM181 148V147H180ZM223 148V147H222ZM23 149V148H22ZM56 149H58V148H56ZM76 149V148H75ZM177 149V148H176ZM186 149V148H185ZM185 149H183L184 151H185ZM219 149H220V146H219ZM228 149V148H227ZM238 149V148H237ZM28 150H30V149H28ZM28 150L27 149H24V151L22 150V155L20 156V157H14V156H12V155H10L7 151H2V152H0V163H2V162H4V163H6V164H8V165H13V168H14V170H13V172H11L12 174L11 175H9V174H6V175H9V177L7 178L8 180H12L13 181V179H12V177L14 178V177H17L16 179H18V176H21V179H22V175L24 176V173H22L23 171H22V165H23V162H24V158L26 157L27 158V156H29V153H28ZM82 150V151H81ZM97 150V149H96ZM102 150V149H101ZM153 150V149H152ZM156 150V149H155ZM178 150V149H177ZM181 150V149H180ZM200 150V149H199ZM243 150V149H242ZM10 151V150H9ZM103 151V150H102ZM106 151V150H105ZM104 151V152H105ZM109 151V150H108ZM135 151H137V150H135ZM169 151V150H168ZM167 151V152H168ZM189 151H190V149H189ZM188 151V152H189ZM223 151V150H222ZM228 151V150H227ZM234 151V150H233ZM12 152V151H11ZM72 152V153H73ZM98 152V151H97ZM111 152V151H110ZM138 152V151H137ZM175 152V151H174ZM181 152V151H180ZM256 152V151H255ZM101 153H103V152H101ZM109 153V152H108ZM114 153V152H113ZM116 153V152H115ZM176 153V152H175ZM197 153V152H196ZM32 154V153H31ZM61 154H63V153H61ZM104 154V153H103ZM111 154H112V152H111ZM138 154V153H137ZM164 154V153H163ZM170 154V153H169ZM209 154V153H208ZM248 154V153H247ZM252 154V153H251ZM250 154V155H251ZM258 154V153H257ZM64 155V154H63ZM62 155V157H64ZM185 155V154H184ZM205 155V154H204ZM250 155H249V157H250ZM260 155V154H259ZM262 155V154H261ZM16 156V155H15ZM39 156V155H38ZM98 156V155H97ZM107 156V155H106ZM109 156V155H108ZM131 156V155H130ZM186 156V155H185ZM228 156H230V155H228ZM244 156V155H243ZM35 157V156H34ZM44 157V158H45ZM74 157V156H73ZM72 157V158H73ZM75 157H77V156H75ZM100 157V156H99ZM111 157V156H110ZM245 157V156H244ZM257 157H258V155H257ZM41 158V157H40ZM67 158V157H66ZM78 158V157H77ZM208 158H209V156H208ZM210 158H211V156H210ZM216 158V157H215ZM214 158V159H215ZM236 159H237V157H235ZM264 158V157H263ZM46 159V158H45ZM61 159H63V158H61ZM100 159V158H99ZM174 159V158H173ZM172 159V160H173ZM212 159V158H211ZM242 159V158H241ZM53 160H55V159H53ZM90 160V159H89ZM207 160V159H206ZM210 160V159H209ZM230 160V159H229ZM70 161V160H69ZM69 161H67V163L69 162ZM81 161V160H80ZM87 161V160H86ZM97 161H98V159H97ZM100 161V160H99ZM170 161V160H169ZM233 161V160H232ZM257 161V160H256ZM260 161V160H259ZM75 162V161H74ZM82 162H84V160L82 161ZM89 162V161H88ZM208 162V161H207ZM212 162V161H211ZM214 162V161H213ZM216 162V161H215ZM218 162V161H217ZM216 162V163H217ZM77 163V162H76ZM81 163V162H80ZM87 163V162H86ZM89 163H91V162H89ZM98 163V162H97ZM96 163V164H97ZM127 163V162H126ZM174 163V162H173ZM235 163V162H234ZM5 164V165H6ZM70 163H68V165H69ZM82 164V163H81ZM96 164H94L95 165V167H92V166H90V164L89 165H83V166H80V168H78L77 170H75V172L77 171V175L79 176V177H77V179L78 178H80L81 177V179L82 178H84V180L85 179H88V178H93V177H95L94 175H96V173L97 172H100V174H101V171H102V167L100 166V164H98V165H96ZM123 164H125V162L123 163ZM150 164V163H149ZM254 164H255V162H254ZM259 164H260V166H261V163L259 162ZM2 165V164H1ZM73 165V164H72ZM71 164H70V167L72 166ZM117 165V164H116ZM126 165V164H125ZM129 165V164H128ZM127 165V166H128ZM131 165V164H130ZM129 165V166H130ZM152 165V164H151ZM166 165V164H165ZM165 165H164V167H165ZM172 165V164H171ZM193 165H194V163H193ZM196 165H197V163H196ZM237 165V164H236ZM75 166H77V165H75ZM74 166V167H75ZM147 166V165H146ZM184 166V165H183ZM222 166V165H221ZM244 166V165H243ZM264 166V165H263ZM78 167V166H77ZM131 167V166H130ZM129 167V168H130ZM150 167H152V166H150ZM149 167V168H150ZM191 167V166H190ZM193 167V166H192ZM252 167H253V164H252ZM252 167H251V169H252ZM257 167V166H256ZM44 168V167H43ZM113 168V167H112ZM123 168H125V166L123 165ZM147 169H148V167H146ZM169 168V167H168ZM184 168V167H183ZM195 168V167H194ZM193 168V169H194ZM116 169V168H115ZM117 169H118V167H117ZM132 169V168H131ZM145 169V168H144ZM143 169V170H144ZM162 169V168H161ZM180 169V168H179ZM197 169V168H196ZM203 169V168H202ZM207 169V168H206ZM217 169V168H216ZM256 169V168H255ZM258 169V168H257ZM104 170V169H103ZM146 170V169H145ZM190 170V169H189ZM215 170V169H214ZM226 170V169H225ZM44 171H45V173H46V177H47V179H45V181L47 180V181H56V180H59L58 178H57V175H56V171H57V169L55 168V167H51V166H46L45 167V169H44ZM105 171V170H104ZM104 171H102V172H104ZM154 171H155V168H154ZM177 171H178V169H177ZM180 171V170H179ZM191 171V170H190ZM189 171V172H190ZM193 171V170H192ZM229 171V170H228ZM72 172V171H71ZM71 172L68 174V173H65V179H66V176H67V178H71V176L73 177V175L72 174H74V173H72L71 174ZM105 172H107V171H105ZM118 172V171H117ZM121 172H122V170H121ZM126 172H127V170H126ZM125 172V173H126ZM148 171L146 170V171H144V173H147ZM151 172V171H150ZM207 172V170L205 171V173ZM220 172V171H219ZM222 172V171H221ZM110 173H111V171H110ZM114 173V172H113ZM149 173V172H148ZM156 173V172H155ZM194 173V172H193ZM210 173V172H209ZM213 173V172H212ZM212 173H210V174H212ZM218 173V172H217ZM251 173V172H250ZM33 174V173H32ZM107 174V173H106ZM116 174V173H115ZM118 174V173H117ZM121 174V173H120ZM119 174V175H120ZM123 174V173H122ZM127 174V173H126ZM182 174V173H181ZM195 174V173H194ZM227 174V173H226ZM258 174H261L260 173V171H258V170H254V171H252V173L251 174H249V176H253V177H261L260 175H258ZM36 175V174H35ZM105 175V174H104ZM103 175V176H104ZM118 175V176H119ZM142 175H144V174H142ZM141 175V176H142ZM151 175V174H150ZM149 175V176H150ZM214 175V174H213ZM243 175V174H242ZM32 176V175H31ZM102 176V177H103ZM109 176V175H108ZM152 176V175H151ZM174 176V175H173ZM177 176V175H176ZM212 176V175H211ZM239 176V175H238ZM245 176V175H244ZM248 176V175H247ZM34 177V176H33ZM32 177V178H33ZM74 177H75V175H74ZM73 177V178H74ZM101 177V176H100ZM123 177V176H122ZM147 177V176H146ZM204 177V176H203ZM220 177V176H219ZM246 177V176H245ZM256 177V178H257ZM29 178V177H28ZM31 178V177H30ZM29 178V179H30ZM30 179L31 180V182H32V180L33 179ZM35 178V177H34ZM36 178H38V176L36 177ZM60 178V177H59ZM64 178V177H63ZM69 178V179H70ZM72 178V179H73ZM113 178V176H109V178H107V179H109V180H105V181H108V183L107 182H105V186H107V187H109V188H112L114 185L116 186L117 184H115V182H113V180L115 179V177L113 178V180H111ZM145 178V177H144ZM169 178V177H168ZM199 178V177H198ZM229 178V177H228ZM241 178V177H240ZM251 178V177H250ZM15 179V178H14ZM69 179H66L65 181H67V180H69ZM81 179H78V180H74V181H72V183L69 185L70 186V188H69V190H70V195H71V197L70 196H68V197H70V198H76L75 197V195H77V198L79 197V193L82 191V190H84V186H83V182H81L80 180ZM98 179V178H97ZM97 179H96V181H97ZM102 179V178H101ZM119 179V178H118ZM176 179H177V177H176ZM224 179H225V177H224ZM232 179V178H231ZM236 179H238V178H236ZM89 180V179H88ZM122 180V179H121ZM178 180V179H177ZM200 180H202V179H200ZM250 180V179H249ZM258 180V179H257ZM262 180V179H261ZM264 180V179H263ZM4 181V180H3ZM19 181V180H18ZM29 181V180H28ZM34 181H36V180H34ZM33 181V182H34ZM60 181V180H59ZM64 181V180H63ZM169 181V180H168ZM171 181V180H170ZM230 181V180H229ZM232 181V180H231ZM245 181V180H244ZM248 181V180H247ZM20 182V181H19ZM102 182V181H101ZM104 182V181H103ZM146 182V181H145ZM173 182V181H172ZM171 182V183H172ZM177 181H174L173 182V184L174 183H176ZM182 182V181H181ZM193 182V181H192ZM224 182V181H223ZM227 182V181H226ZM240 182V181H239ZM252 182V181H251ZM258 182V181H257ZM256 182V183H257ZM5 183V182H4ZM85 183H86V181H85ZM88 183V182H87ZM86 183V184H87ZM106 183H107V185H106ZM114 183V184H113ZM136 183V182H135ZM134 183V184H135ZM144 183V182H143ZM147 183V182H146ZM166 183H168L167 184V187L169 186V182H166ZM220 183V182H219ZM241 183V182H240ZM244 183V182H243ZM6 184H7V182H6ZM5 184V185H6ZM23 184V183H22ZM86 184H84V185H86ZM92 184V183H91ZM162 184V183H161ZM172 184V185H173ZM177 184V183H176ZM190 184V183H189ZM209 184V183H208ZM234 184V183H233ZM246 184V183H245ZM253 184V183H252ZM24 185V184H23ZM26 185V184H25ZM90 185V184H89ZM104 185V184H103ZM137 186L135 187V188H133L132 190H134L135 191V193H140V192H142L143 191V188H142V184H136ZM163 185H164V182H163ZM175 185V184H174ZM192 185V184H191ZM194 185V184H193ZM207 185V184H206ZM205 185V186H206ZM224 185V184H223ZM226 185V184H225ZM238 185V184H237ZM248 185V184H247ZM259 185V184H258ZM263 185V184H262ZM15 186V185H14ZM29 186V185H28ZM51 186V185H50ZM50 186H48V185H44L42 188H41V190H40V194L43 196V197H46L47 198V196L51 193V191H52V189L53 188H50ZM64 186V185H63ZM66 186H68V185H66ZM81 186H83V187H81ZM95 186V185H94ZM101 186V185H100ZM127 186V185H126ZM135 186V185H134ZM177 186V185H176ZM179 186V185H178ZM220 186V185H219ZM228 186V185H227ZM255 186V185H254ZM29 187H31V186H29ZM52 187V186H51ZM87 186H85V188H86ZM89 187V186H88ZM91 187H92V185H91ZM118 187V186H117ZM166 187V186H165ZM164 187V188H165ZM189 187V186H188ZM191 187V186H190ZM194 187V186H193ZM196 187V186H195ZM217 187V186H216ZM223 187H225L226 188V186H223ZM223 187H219V188H223ZM241 187V186H240ZM239 187V188H240ZM251 187V186H250ZM262 187V186H261ZM264 187V186H263ZM15 188V187H14ZM13 188V186L11 185V184H8L7 186H6V191L4 192L6 195H8V193H9V195L10 194H12L13 195V193L16 191L15 189ZM16 188H18V187H16ZM24 189H25V187H23ZM83 188V189H82ZM90 188V187H89ZM114 188V187H113ZM116 188V187H115ZM122 188V187H121ZM180 188V187H179ZM210 188V187H209ZM260 188V187H259ZM105 189H106V187H105ZM147 189V188H146ZM183 189V188H182ZM224 189V188H223ZM231 189V188H230ZM235 189H237V188H235ZM234 189V190H235ZM241 189V188H240ZM244 188L242 187V190H243ZM248 189V188H247ZM254 189V188H253ZM5 190V189H4ZM15 190V191H14ZM29 190V189H28ZM38 190H39V188H38ZM37 190V191H38ZM86 190V189H85ZM89 190V189H88ZM109 190V189H108ZM184 190V189H183ZM211 190V189H210ZM214 190V189H213ZM217 190V189H216ZM215 190V191H216ZM229 190V189H228ZM233 190V189H232ZM233 190V191H234ZM264 190V189H263ZM1 191V190H0ZM14 191V192H13ZM19 191V190H18ZM17 191V192H18ZM24 191V190H23ZM26 192H27V190H25ZM104 191V190H103ZM111 191H112V189H111ZM117 191V190H116ZM130 191V190H129ZM161 191V190H160ZM172 191V190H171ZM207 191V190H206ZM209 191V190H208ZM220 191V190H219ZM225 191V190H224ZM232 191V192H233ZM239 191V190H238ZM246 191V190H245ZM261 191H262V189H261ZM261 191H259V194L261 193ZM31 192H33V191H31ZM67 192V191H66ZM84 192V191H83ZM97 192V191H96ZM118 192V191H117ZM120 192H122V191H120ZM146 192H147V190H146ZM149 192V191H148ZM147 192V193H148ZM214 192V191H213ZM229 192V191H228ZM237 192V191H236ZM236 192L234 193V194H236ZM244 192V191H243ZM16 193V192H15ZM28 193H29V191H28ZM95 193V192H94ZM102 192H100V194H101ZM127 193H129V192H127ZM164 193H166V192H164ZM207 193V192H206ZM210 193V192H209ZM230 193V192H229ZM252 193V192H251ZM254 193V192H253ZM256 193V192H255ZM264 193V192H263ZM18 194V193H17ZM23 194H25V193H23ZM27 194V193H26ZM26 194L25 195H22V198L19 196V195H21L20 193H19V195H16V196H18L19 198H20V200H18L16 197H15V195L14 196H12V197H14V198H16L17 199V202L19 203V204H22V205H20L23 209L22 210H24L25 208H27L28 206L30 207V205H28V203L30 202H27L28 200L27 199H29V195L28 196H26ZM34 194V193H33ZM52 194V193H51ZM81 194V193H80ZM99 194V193H98ZM111 194V193H110ZM130 194V193H129ZM159 194V193H158ZM170 194V193H169ZM186 194V193H185ZM247 194V193H246ZM249 194H250V192H249ZM4 194H2L1 195V198H3L2 196H3ZM5 195V196H6ZM8 195V197H10ZM39 195V194H38ZM38 195H37V197H38ZM64 195V194H63ZM84 195V194H83ZM90 195H92V196H94L93 195V191L92 192H90ZM115 196L114 197H112V198H114L115 200H116V198L115 197H117V194H114ZM128 195V194H127ZM132 195V194H131ZM147 195V194H146ZM264 195V194H263ZM262 195V196H263ZM4 196V197H5ZM31 196V195H30ZM56 196V195H55ZM74 196V197H73ZM120 196V195H119ZM157 196V195H156ZM163 196V195H162ZM167 196H168V194H167ZM171 196V195H170ZM236 196V195H235ZM245 196V195H244ZM255 196H256V194H255ZM28 197V198H27ZM83 197V196H82ZM126 197V196H125ZM155 197V196H154ZM153 197V198H154ZM160 197V196H159ZM174 197H175V195H174ZM207 197V196H206ZM257 197V196H256ZM13 198V200L15 201V199ZM34 198V197H33ZM80 198H81V195H80ZM134 198V197H133ZM140 198H141V196H140ZM209 198V197H208ZM207 198V199H208ZM221 198H224V197H221ZM241 198V197H240ZM246 198V197H245ZM244 198V199H245ZM67 199V198H66ZM85 199V198H84ZM90 199V198H89ZM118 199H120V198H118ZM136 199V198H135ZM144 199V198H143ZM165 199H167V198H165ZM179 199V198H178ZM232 199H234V198H232ZM247 199V198H246ZM256 199V198H255ZM49 199L47 198V199H40V200H38V202L35 204V205H33V209H34V211L32 212L31 211V213H26V214H17V215H15V214H10V215H12L11 217H10V215H9V217L11 218H9L10 220H12L13 221V224H14V226H18V227H20V228H24V230L26 231V228L28 229V226H29V229H28V231H30V233L32 234H35V233H37L38 231H40V232H42L43 234H44V237L45 238H47L46 240H44V241H48V239L49 238H56V236H58L57 235V232L55 231V227H47V228H42L41 226H38V227H33V224L34 223H32V222H34V220H35V218H36V214H39V213H42L43 211L45 212L49 207H51L52 205H53V203L52 202H50V201H48ZM71 200V199H70ZM79 200V199H78ZM156 200V199H155ZM159 200V199H158ZM157 200V201H158ZM180 200V199H179ZM201 200V199H200ZM211 200V199H210ZM224 200V199H223ZM230 200V199H229ZM248 200V199H247ZM259 200V199H258ZM12 201V200H11ZM53 201V200H52ZM61 201V200H60ZM63 201H65V200H63ZM174 201V200H173ZM172 201V202H173ZM205 201V200H204ZM207 201V200H206ZM260 201H261V199H260ZM7 202V201H6ZM89 202V201H88ZM159 202V201H158ZM157 202V203H158ZM171 202V203H172ZM176 202V201H175ZM174 202V203H175ZM227 202V201H226ZM13 203H15V202H13ZM51 203V204H50ZM63 203V202H62ZM90 203V202H89ZM88 203V204H89ZM94 203V202H93ZM107 203V202H106ZM110 203V202H109ZM109 203H108V205H109ZM195 203V202H194ZM218 203H219V201H218ZM231 203V202H230ZM32 204V203H31ZM34 204V203H33ZM60 204V203H59ZM69 204L70 205H74V204H71L68 200H67V202H65L64 203V208L65 207H70L69 206ZM91 204V203H90ZM89 204V205H90ZM176 204H178V203H176ZM176 204H175V206H174V208L176 207ZM180 204H181V201H180ZM184 204V203H183ZM190 204V203H189ZM214 204V203H213ZM225 204V203H224ZM223 204V205H224ZM235 204V203H234ZM262 204H263V202H262ZM103 205V204H102ZM140 205V204H139ZM142 205V204H141ZM166 205H169L170 206V203L169 204H166ZM172 205V204H171ZM185 205V204H184ZM195 205V204H194ZM204 205V204H203ZM208 205V204H207ZM212 205V204H211ZM216 205V204H215ZM223 205H222V207H223ZM244 205V204H243ZM246 205V204H245ZM244 205V207H242V208H244L243 210H242V212L243 211H245L246 209H248L246 206ZM257 205H258V203H257ZM32 206V205H31ZM92 206V205H91ZM143 206H144V204H143ZM158 206H159V204H158ZM202 206V205H201ZM204 206H206V205H204ZM225 206V205H224ZM237 206V205H236ZM239 206V205H238ZM96 207H97V204H96ZM95 206H94V208H96ZM140 207H142V206H140ZM139 206H138V208H140ZM164 207H166V206H163L162 208H164ZM209 207H210V205H209ZM216 207H217V205H216ZM249 207V206H248ZM258 207V206H257ZM262 207V206H261ZM264 207V206H263ZM54 208V207H53ZM56 208L57 207H55V209H53V210H56ZM64 208H62V209H64ZM71 208H72V206H71ZM78 208H81V207H78ZM160 208V207H159ZM168 208V207H167ZM166 208V209H167ZM177 208V207H176ZM184 208V207H183ZM183 208H182V211H183ZM192 208V207H191ZM190 208V210H188V212L187 213H185V215L183 214V212H181V214H183V216H178L177 214V216H178V221L180 222L179 224H187V223H190V222H192L191 221V217H192V212H194L195 210V208H196V206H195V208H193V210ZM255 208H256V206H255ZM11 209V208H10ZM13 209V208H12ZM16 209V208H15ZM21 209V208H20ZM20 209H17V210H20ZM30 209V208H29ZM31 209H32V207H31ZM58 209V208H57ZM61 209V208H60ZM90 209V208H89ZM98 209V208H97ZM105 209V208H104ZM143 209V208H142ZM155 209V208H154ZM153 209V210H154ZM171 209V208H170ZM186 209H188V207L186 208ZM201 209V208H200ZM14 210V209H13ZM51 210V209H50ZM53 210H52V212H53ZM83 210V209H82ZM101 210V209H100ZM138 210V209H137ZM159 210V209H158ZM154 211V212H158V213H162V211L161 212H159V211ZM162 210H164V209H162ZM196 210H197V208H196ZM210 210V209H209ZM213 210H215V209H213ZM218 210H220V209H218ZM222 210V209H221ZM249 210H251L252 211V209H249ZM8 211V210H7ZM21 211V210H20ZM48 212H49V210H47ZM63 211V210H62ZM67 211V210H66ZM73 211V210H72ZM77 210H75V212H76ZM79 211V213H80V209L78 210ZM85 211V210H84ZM97 211V210H96ZM104 211V210H103ZM106 211V210H105ZM142 211V210H141ZM168 211H170V210H168ZM175 211H176V209H175ZM177 211H178V209H177ZM198 211V210H197ZM224 211V210H223ZM239 211V210H238ZM2 212V211H1ZM4 212V211H3ZM24 212H26V211H24ZM29 212V211H28ZM64 212V211H63ZM62 212V213H63ZM71 212V211H70ZM70 212H69V214H70ZM86 212V211H85ZM87 212H88V210H87ZM95 212V211H94ZM98 212V211H97ZM96 212V213H97ZM135 212H136V210H135ZM152 212V211H151ZM200 212V211H199ZM197 213V212H195L196 214H200V213ZM214 212V211H213ZM219 212V211H218ZM236 212V211H235ZM11 213V212H10ZM19 213V212H18ZM21 213H22V211H21ZM46 213V212H45ZM61 213V214H62ZM73 213V212H72ZM143 213V212H142ZM150 213V212H149ZM172 213V212H171ZM176 213V212H175ZM210 213V212H209ZM216 213V212H215ZM245 213H247V211H245ZM252 213V212H251ZM254 213V212H253ZM259 213H260V211H259ZM262 213V212H261ZM8 214V213H7ZM66 214V213H65ZM74 214V213H73ZM85 213H83V215H84ZM89 214V213H88ZM101 214H102V212H101ZM174 213H172V214H170V215H172V217L173 216H175V214L173 215ZM195 214V215H196ZM202 214V213H201ZM200 214V215H201ZM204 214V213H203ZM237 214V213H236ZM42 215H44V214H41V216ZM79 215H81V214H79ZM90 215V214H89ZM95 215V214H94ZM93 215V216H94ZM142 215V214H141ZM144 215V214H143ZM151 215V214H150ZM154 217H155V219H157L156 217H157V215L158 214H156L155 215V213L154 214H152ZM162 215H163V213H162ZM165 215V214H164ZM199 215V216H200ZM214 215V214H213ZM217 215V214H216ZM239 215V214H238ZM241 215V214H240ZM244 215V214H243ZM248 215V214H247ZM261 215V214H260ZM260 215L257 217H255L259 222L262 220L261 218H260ZM6 216H8V215H6ZM5 216V217H6ZM41 216L39 215L38 217H39V219L41 218ZM73 216V215H72ZM71 216V217H72ZM77 216V215H76ZM86 216V215H85ZM85 216H84V218H85ZM148 216V215H147ZM194 216V215H193ZM198 216V217H199ZM219 216V215H218ZM252 216V215H251ZM255 216V215H254ZM254 216H252V218L254 217ZM83 217V216H82ZM87 217H89V216H87ZM161 217V216H160ZM171 217V216H170ZM201 217V219H207V223L209 224V228L207 229L208 231H209V233L210 232H213V229L214 230H216L215 229V227L216 226H219L220 224L221 225H223L224 227H223V230H224V228L226 227V225H227V223L229 224V220L227 221L226 219H217V221L216 222H218V220H220L219 221V224L218 225H216L215 227H214V224H215V219H213L214 217H212V216H203V218H202V216H200ZM223 217V216H222ZM225 217V216H224ZM2 218H4V217H2ZM138 218V217H137ZM159 218V217H158ZM164 218V217H163ZM175 218H176V216L174 217V221H176L175 220ZM220 218V217H219ZM236 218V217H235ZM247 218V217H246ZM249 218V217H248ZM251 218V217H250ZM252 218H251V220H252ZM4 219H6V218H4ZM37 219V218H36ZM38 219V220H39ZM130 219V218H129ZM134 219H136V218H134ZM144 219V218H143ZM172 219V218H171ZM170 219V220H171ZM229 219V218H228ZM230 219H231V217H230ZM256 219H254V220H256ZM264 219V218H263ZM9 220V221H10ZM76 220V219H75ZM78 220V219H77ZM127 220V219H126ZM138 220V219H137ZM136 220V221H137ZM149 220V219H148ZM153 220V219H152ZM169 220V219H168ZM198 220V219H197ZM209 220H211V221H209ZM235 220V219H234ZM246 220H248V219H246ZM253 220V221H254ZM36 221V220H35ZM129 221V220H128ZM133 221H135V220H133ZM172 221H173V219H172ZM204 221V220H203ZM203 221H201V222H203ZM233 221V220H232ZM125 222V221H124ZM139 222V221H138ZM141 222H143V221H141ZM146 222V221H145ZM157 222V221H156ZM258 222V223H259ZM264 222V221H263ZM10 223V222H9ZM32 223V224H31ZM41 223V222H40ZM39 223V224H40ZM126 223H127V221H126ZM128 223H130V222H128ZM135 223V222H134ZM151 223H152V221H151ZM163 223V222H162ZM169 223V222H168ZM178 223V222H177ZM232 223V222H231ZM237 223H239V222H237ZM252 223V222H251ZM255 223V222H254ZM11 224V223H10ZM31 224V225H30ZM137 224V223H136ZM143 224V223H142ZM146 224V223H145ZM167 224V223H166ZM174 224H175V222H174ZM173 224V225H174ZM195 224H197V223H195ZM263 224V223H262ZM7 225H8V222H7ZM127 225V224H126ZM135 225V224H134ZM139 225V224H138ZM253 225V224H252ZM258 225V224H257ZM43 226V225H42ZM140 226V225H139ZM172 226V225H171ZM193 226V225H192ZM198 226H200V225H198ZM229 226V225H228ZM239 226V225H238ZM244 226V225H243ZM247 226H251L250 224L248 225L247 224ZM6 227V226H5ZM4 227V228H5ZM8 227V229H9V226H7ZM44 227V226H43ZM82 227V226H81ZM114 227V226H113ZM126 227V226H125ZM127 227H129V226H127ZM142 227H143V225H142ZM144 227H145V225H144ZM153 227V226H152ZM156 227H157V225H156ZM163 227V226H162ZM185 227V226H184ZM246 227V226H245ZM252 227V226H251ZM247 228L246 227V229H245V231L244 232H246V235H249V237H250V235L253 233V228L255 227V224H254V227H252V228ZM1 228V227H0ZM130 228V227H129ZM153 228H155V227H153ZM166 228V227H165ZM187 228V227H186ZM194 228H195V226H194ZM193 228V229H194ZM205 228V227H204ZM229 228V227H228ZM259 228V227H258ZM257 228V229H258ZM139 229V228H138ZM148 229V228H147ZM151 229V228H150ZM169 229V228H168ZM171 229L172 228H170V231H171ZM176 229V228H175ZM182 229V228H181ZM1 230V229H0ZM7 230V229H6ZM22 230V229H21ZM129 230V229H128ZM149 230V229H148ZM199 230V229H198ZM203 230V229H202ZM201 230V231H202ZM220 230H222V229H220ZM255 230V229H254ZM259 230V229H258ZM9 231V230H8ZM182 231V230H181ZM194 231V230H193ZM217 231H218V229H217ZM240 231H241V229H240ZM261 231V230H260ZM22 232H23V230H22ZM61 232V231H60ZM60 232H58V233H60ZM132 232V231H131ZM185 232V231H184ZM242 232V231H241ZM259 232V231H258ZM134 233V232H133ZM185 233H187V232H185ZM192 233V232H191ZM190 233V234H191ZM202 233H204V231L202 232ZM219 233V232H218ZM260 233V232H259ZM23 234V233H22ZM21 234V235H22ZM62 234H64V233H62ZM68 234V233H67ZM180 234H181V232H180ZM184 234V233H183ZM197 234H198V232H197ZM201 234V233H200ZM205 234V233H204ZM212 234V233H211ZM215 234V233H214ZM227 234V233H226ZM240 234V233H239ZM41 235V234H40ZM61 235V234H60ZM59 235V236H60ZM168 236H170L171 235V233H170V235L169 234H167ZM178 235V234H177ZM194 235H195V233H194ZM206 235V234H205ZM205 235H203V236H205ZM219 235V234H218ZM237 235V234H236ZM32 236V235H31ZM62 236V235H61ZM156 236V235H155ZM172 236H174L175 238L176 237H178V236H176V234L175 233H173L172 234ZM185 236V235H184ZM187 236V235H186ZM191 236V235H190ZM198 236V235H197ZM196 236V237H197ZM213 236V235H212ZM226 236V235H225ZM228 236V235H227ZM226 236V237H227ZM260 236V235H259ZM13 237H15V236H13ZM22 237V236H21ZM21 237H20V239H21ZM34 237V236H33ZM41 237V236H40ZM171 237V236H170ZM174 237H171V238H173V239H175ZM183 237V236H182ZM206 237V236H205ZM209 237H210V235H209ZM214 237V236H213ZM212 237V238H213ZM218 237V236H217ZM239 237H241V236H239ZM247 237V236H246ZM262 237V238H261ZM261 237H259V238H257V237H255L254 236V238H248L247 237V239L246 240H243V241H240V239H236V240H234V242L232 241V245L230 246L231 247V249H230V251H232V248H245L244 249V257H240L241 259L239 260L240 262H239V264H245V263H247L248 261H246V256L245 255H247L248 257L250 256V255H248L250 252H249V249L251 248V247H256V249H257V245H264V238H263V236H261ZM10 238H11V235H10ZM24 238H26V237H24ZM24 238H22V240L24 239ZM28 238V237H27ZM43 238V237H42ZM62 238V237H61ZM81 238V237H80ZM87 238V237H86ZM158 238V237H157ZM162 238V237H161ZM164 238V237H163ZM162 238V239H163ZM166 238H167V236H166ZM202 238V237H201ZM215 238V237H214ZM31 239V238H30ZM33 239H35V238H33ZM38 239V238H37ZM63 239V238H62ZM88 239V238H87ZM165 239V238H164ZM197 239V238H196ZM204 238H202V240H203ZM225 239V238H224ZM234 239V238H233ZM245 239V238H244ZM22 240H17V238H16V240L15 241H13V242H11V239L9 240V237L7 238V234L6 235H4V236H0V251H5V249H6V251L7 252H5V253H9V254H13L14 256H15V254L17 255V253L20 251V250H22V247L24 246V241H22ZM25 240V239H24ZM57 240H58V237H57ZM81 240V239H80ZM168 240V239H167ZM177 240V239H176ZM175 240V241H176ZM180 240H181V238H180ZM199 240V239H198ZM197 240V241H198ZM215 240V239H214ZM232 240V239H231ZM33 241V240H32ZM41 241H42V239H41ZM43 241V242H44ZM53 241V240H52ZM58 241H60V240H58ZM85 241V240H84ZM87 241H89V240H87ZM164 241V240H163ZM230 241V238H229V240H228V242ZM28 242V241H27ZM29 242H31L30 240H29ZM49 242V241H48ZM82 242V241H81ZM159 242V241H158ZM167 242V241H166ZM168 242H169V240H168ZM168 242H167V246H168ZM170 242H172V241H170ZM169 242V243H170ZM182 242V241H181ZM180 242V243H181ZM219 242H221V241H219ZM38 243V242H37ZM40 243H42V242H40ZM45 243V242H44ZM43 243V244H44ZM52 243V242H51ZM60 243V242H59ZM90 243V242H89ZM88 243V244H89ZM103 243V242H102ZM176 243V242H175ZM211 243V242H210ZM209 243V244H210ZM223 243V242H222ZM225 243H227V241H225ZM230 243V242H229ZM25 244H26V242H25ZM39 244V243H38ZM53 244V243H52ZM54 244H55V242H54ZM85 244V243H84ZM157 244V243H156ZM186 244V243H185ZM195 244V243H194ZM202 244V243H201ZM216 243H214V245H215ZM221 244V243H220ZM50 245V244H49ZM48 245V246H49ZM56 245V244H55ZM90 245V244H89ZM162 245H164V244H162ZM179 245V244H178ZM197 245V244H196ZM200 245V244H199ZM212 245H213V243H212ZM228 245H230V244H228ZM228 245H226V247H228ZM47 246V245H46ZM45 246V247H46ZM60 245H58V247H59ZM110 246V245H109ZM159 246H160V244H159ZM179 246H181V245H179ZM203 246V245H202ZM207 246H208V244H207ZM217 246V245H216ZM220 246V245H219ZM249 246H251V247H249ZM56 247V246H55ZM98 247V246H97ZM116 246H114V248H115ZM162 247V246H161ZM174 247V246H173ZM200 247H201V245H200ZM230 247H228V248H230ZM264 247V246H263ZM24 248V247H23ZM36 248H38V247H36ZM44 248V247H43ZM49 248H51V247H49ZM60 248H61V246H60ZM96 248V247H95ZM99 248V249H98ZM97 249L101 252V250H106V251H109V247H108V245L106 246L105 244H101L100 245V247H98ZM113 248V247H112ZM180 248V247H179ZM184 248H186V247H184ZM216 248V247H215ZM227 248V249H228ZM262 248V247H261ZM25 249V248H24ZM47 249V248H46ZM53 249V248H52ZM205 249H207V248H205ZM210 249V248H209ZM220 249V248H219ZM227 249L225 250V253H226V251H227ZM259 249V248H258ZM33 250V249H32ZM37 250V249H36ZM43 250V249H42ZM42 250H41V252H42ZM61 250H63V249H60V251ZM79 250V249H78ZM87 250V249H86ZM116 250V249H115ZM118 250V249H117ZM169 250V249H168ZM195 250H197V249H195ZM221 250V249H220ZM240 250V249H239ZM243 250V249H242ZM254 250V249H253ZM253 250H251L252 252H253ZM23 251V250H22ZM25 251V250H24ZM34 251V250H33ZM48 251V250H47ZM59 251V250H58ZM80 251H82V249H80ZM95 252H96V250H94ZM93 251V252H94ZM105 251V252H106ZM111 251H113V250H111ZM171 251H173V249L171 250ZM223 251H224V248H223ZM257 251V250H256ZM54 252V251H53ZM100 252H98V253H100ZM104 252V253H105ZM119 252V251H118ZM177 252V251H176ZM206 252H208V250L206 251ZM220 252V251H219ZM229 251H227V253H228ZM233 252V251H232ZM234 252H235V250H234ZM238 252V251H237ZM251 252V254H253ZM2 253V252H1ZM0 253V255H2ZM22 253V252H21ZM28 253V255H29V252H27ZM75 253V252H74ZM97 253V252H96ZM98 253L97 254H95V255H97L98 256ZM108 253V252H107ZM140 253V252H139ZM142 253V252H141ZM181 253V252H180ZM201 253H203V252H201ZM217 253H218V251H217ZM217 253H214V251L213 252H208V253H206L207 255H206V259H208V258H211L212 259V261H213V259H215L216 260V258L218 259V256H222V254L224 253V252H222L221 253V255H219V254H217ZM226 253V254H227ZM24 253H22V254H20V255H23ZM48 254H50V253H48ZM54 254H56V253H54ZM86 254V253H85ZM83 252H78L77 254H76V256H79V258H83L84 257V260L83 261H85V255ZM115 254V253H114ZM137 254H138V252H137ZM136 254V255H137ZM178 254V253H177ZM5 255V254H4ZM52 255V254H51ZM88 255H90V254H88ZM100 255V254H99ZM123 255V254H122ZM134 255V254H133ZM176 255V254H175ZM185 255V254H184ZM241 255V254H240ZM242 255V256H243ZM3 256V255H2ZM25 256V255H24ZM24 256H22V258L24 257ZM30 256V255H29ZM71 256H72V253H71ZM71 256H69V257H71ZM124 256V255H123ZM174 256V255H173ZM179 256V255H178ZM199 256V255H198ZM237 256V255H236ZM8 257V255H6V257H4V258H7ZM54 257V256H53ZM142 257V256H141ZM208 257V258H207ZM223 257V256H222ZM264 257V256H263ZM262 257V258H263ZM13 258V256L10 258H8L7 259V261L6 262H8L9 264L11 263V261H8L9 259H12ZM19 260H20V258L19 257H17ZM135 258H140V256L138 257V256H135ZM144 258V257H143ZM142 258V259H143ZM221 258V257H220ZM219 258V259H220ZM228 258V257H227ZM257 259V257H254V259ZM262 258H260V260H262ZM18 259L16 260V261H18ZM52 259V258H51ZM75 259V258H74ZM99 259V258H98ZM191 259V258H190ZM197 259V258H196ZM202 259V258H201ZM229 259V258H228ZM231 259V258H230ZM0 260H1V258H0ZM23 260V259H22ZM30 260V259H29ZM73 260V259H72ZM88 260H89V258H88ZM91 260V259H90ZM134 260V259H133ZM157 260V259H156ZM204 260V259H203ZM238 260V259H237ZM14 261H15V259H14ZM14 261H12V262H14ZM15 261V262H16ZM81 261V260H80ZM87 261V260H86ZM85 261V262H86ZM129 261H131L130 259H129ZM135 261H136V259H135ZM139 261V260H138ZM153 261H155V260H153ZM196 261V260H195ZM195 261H193V262H195ZM200 261V260H199ZM223 261V260H222ZM229 261V260H228ZM253 261V260H252ZM92 262V261H91ZM197 262V261H196ZM262 262H263V260H262ZM5 263V262H4ZM27 263H28V260H27ZM79 262H77V264H78ZM81 263V262H80ZM202 263V262H201ZM210 263V262H209ZM211 263H213V262H211ZM215 263V262H214ZM229 263H230V261H229ZM233 263V262H232ZM252 263H255V264H262L259 260L257 261V260H255L254 262H249V264H252ZM13 264V263H12ZM14 264H16V263H14ZM33 264V263H32ZM84 264V263H83ZM87 264V263H86ZM121 264H124L123 262L121 263ZM204 264V263H203ZM231 264V263H230ZM248 264V263H247ZM264 264V263H263Z\"/></svg>", "mask_w": 264, "mask_h": 264}]
</instances>
